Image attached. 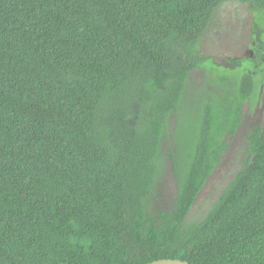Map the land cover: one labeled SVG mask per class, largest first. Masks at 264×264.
<instances>
[{
	"label": "trees",
	"instance_id": "1",
	"mask_svg": "<svg viewBox=\"0 0 264 264\" xmlns=\"http://www.w3.org/2000/svg\"><path fill=\"white\" fill-rule=\"evenodd\" d=\"M227 2L253 17L233 69L200 52ZM200 71L217 92L187 107ZM258 96L264 0H0V264H264V123L189 217Z\"/></svg>",
	"mask_w": 264,
	"mask_h": 264
},
{
	"label": "rangeland",
	"instance_id": "2",
	"mask_svg": "<svg viewBox=\"0 0 264 264\" xmlns=\"http://www.w3.org/2000/svg\"><path fill=\"white\" fill-rule=\"evenodd\" d=\"M252 27L253 17L246 4L239 2L224 3L216 10L212 23L200 40V52L204 56L212 57L217 64L227 65L225 68L233 69L234 60L248 59L253 56ZM222 70L218 71L222 73ZM190 78V91L184 98V104L186 103L187 107L190 106L192 99L193 102H197L201 93L206 92L207 89L211 92H217L215 89L216 81L211 71L194 72ZM205 79L208 80L209 85L205 83ZM257 100L253 105L248 103L243 105L242 123L236 135L229 142L228 151L221 164L200 191L189 213L190 218L198 217L208 209L229 182L242 160L246 158V131L255 124L264 123V96H258ZM188 114L189 116L181 117L183 128L192 124L189 119H191L193 111H188ZM175 122V117H172L170 119L171 128ZM168 147L172 148L170 140L164 142L163 150L166 151ZM169 165V163L166 164L164 169L165 176L160 189L163 204L167 201L170 202L175 195V182Z\"/></svg>",
	"mask_w": 264,
	"mask_h": 264
},
{
	"label": "water",
	"instance_id": "3",
	"mask_svg": "<svg viewBox=\"0 0 264 264\" xmlns=\"http://www.w3.org/2000/svg\"><path fill=\"white\" fill-rule=\"evenodd\" d=\"M147 264H188V263L179 260L161 259Z\"/></svg>",
	"mask_w": 264,
	"mask_h": 264
}]
</instances>
